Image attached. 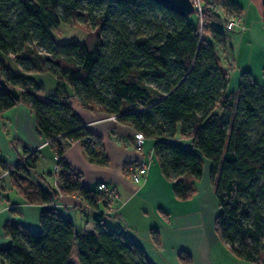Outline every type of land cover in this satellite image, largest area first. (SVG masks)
Returning <instances> with one entry per match:
<instances>
[{
	"label": "trees",
	"instance_id": "trees-1",
	"mask_svg": "<svg viewBox=\"0 0 264 264\" xmlns=\"http://www.w3.org/2000/svg\"><path fill=\"white\" fill-rule=\"evenodd\" d=\"M218 1L243 11L234 0ZM82 16L93 29L87 40L55 39L62 21ZM202 19L200 26L155 0H0V52L13 54L22 68L16 72L0 57V118L19 102L33 110L57 153L60 191L79 193L96 220L95 231L82 233L54 206L41 211L40 232L8 220L12 243L0 248V264H72L74 248L80 264H152L120 227L103 223L96 210L102 192L84 185L63 156L81 140L90 160L108 162L102 137L74 110L72 94L156 139L162 172L180 199L195 192L209 159L221 240L238 258L264 264V81L243 70L230 90L218 51L227 46L225 18L206 9ZM38 72L55 75L54 93L45 94ZM178 138L190 139L191 147ZM40 153L27 151L10 180L28 202L52 204L59 192L29 177ZM180 258L191 264L188 254Z\"/></svg>",
	"mask_w": 264,
	"mask_h": 264
},
{
	"label": "crops",
	"instance_id": "crops-1",
	"mask_svg": "<svg viewBox=\"0 0 264 264\" xmlns=\"http://www.w3.org/2000/svg\"><path fill=\"white\" fill-rule=\"evenodd\" d=\"M248 21L246 18L245 34L249 30ZM258 23L262 25L264 18ZM250 30V35H254L252 27ZM70 100L84 124L102 137L108 156L106 164L90 160L81 140L73 141L63 154L81 173L84 185L101 191L98 185L105 182L117 193L116 197H111L101 191L103 198L98 201L96 210L103 213L104 224L110 228L120 227L144 250L152 264H185L180 258L181 253L189 255L191 264H247L227 250L228 245L216 230L220 206L211 180L209 159H204L203 175L195 181V192L187 199H180L174 191L175 181L162 172L154 151L156 139L147 137L144 145L138 146L134 126L112 118L98 106L86 107L75 94ZM178 141L189 147L192 145L190 139L178 138ZM26 150L28 153L40 150V157L46 151L52 156L54 166L57 163V153L40 132L35 113L27 104L19 102L4 111L0 118V160L6 166L16 165L22 156H26ZM40 157L36 168L29 169V177L33 180L36 177L46 190L59 192L52 204L28 202L12 185L9 173H5L4 165L0 163V248H7L12 243L4 231L6 221L12 220L33 232H40L41 211L55 203L78 231H95L93 209L79 193L61 192L54 170L48 171L50 176L44 171L39 174ZM142 158L149 162V169L140 182H135L130 166ZM71 261L80 264L77 248H74Z\"/></svg>",
	"mask_w": 264,
	"mask_h": 264
},
{
	"label": "rangeland",
	"instance_id": "rangeland-1",
	"mask_svg": "<svg viewBox=\"0 0 264 264\" xmlns=\"http://www.w3.org/2000/svg\"><path fill=\"white\" fill-rule=\"evenodd\" d=\"M207 2V0H203ZM239 5L243 7V11H247L244 14L245 20L246 18L249 20L247 28L249 29L247 33L243 31L246 28V23L244 29L242 27H234L233 29H227V46L226 48L219 47L218 51L224 64L229 69L230 73V90L237 89L240 79V74L243 70H250L255 79L259 82L264 81V23L260 25L258 20L260 18L263 19L264 8L261 0H234ZM213 3L218 5V11L222 12L225 21L231 19L234 15V12L227 7L222 2L218 0H214ZM242 11V12H243ZM247 17H246V16ZM89 17L84 18L82 16V20L84 21H62L60 26L54 30L53 34L55 39L58 42L68 41L71 38H76L80 41H85L88 38V34L93 31L92 26L87 21ZM80 19V20H81ZM191 21L203 25L199 15L195 12L190 15ZM211 25V23H209ZM226 26V25H225ZM253 28L254 35H250L251 30ZM0 57L6 60V63L14 70L18 71L22 68L19 64L14 60L13 54H4L0 52ZM36 79L40 84L43 85L45 92L47 95L54 93L57 86V79L55 75L50 72H38L36 74ZM5 148V145H4ZM47 150V149H46ZM25 160V155L22 156L21 160L17 163H22ZM16 164V165H17ZM16 165H7L4 167V171L6 170V174L10 173L12 169ZM54 170V163L52 161V156L44 152V154L40 157V166L38 167L39 174H43V171L46 173V176H50L51 174L48 171ZM30 175V172H29ZM36 178V177H35ZM34 178V180H36ZM47 181L48 178H46ZM37 181V180H36ZM227 248V247H226ZM230 252V249L227 248ZM233 254V253H232ZM237 257V256H236ZM241 261L247 264H258L251 261H246L244 259H240Z\"/></svg>",
	"mask_w": 264,
	"mask_h": 264
},
{
	"label": "built area",
	"instance_id": "built-area-1",
	"mask_svg": "<svg viewBox=\"0 0 264 264\" xmlns=\"http://www.w3.org/2000/svg\"><path fill=\"white\" fill-rule=\"evenodd\" d=\"M191 1L193 2L194 7H195V12L199 15L202 23H203L202 15L206 9H210L211 11L217 12L221 16H223L222 12L218 11V5L213 3V1H209V2H204L203 0H191ZM243 13L246 14L247 11H243L242 13H234L233 17L227 20L226 29L229 30V29H233L234 27H242V29H244L245 17ZM111 117L114 119L117 118L116 115H111ZM146 139L147 137L142 131H139V130L136 131L135 140L138 146H143ZM130 169L132 171V179L135 182H140L143 176L147 173L149 169V162L144 158L139 159L132 163V165L130 166ZM58 171H59V165L58 163H56V165L54 166V172L58 173ZM98 187L101 191H106L108 196H111V197L117 196V193L115 192V190L113 188L108 187L105 182H101L98 185ZM54 207L59 211L58 204L55 203Z\"/></svg>",
	"mask_w": 264,
	"mask_h": 264
},
{
	"label": "water",
	"instance_id": "water-1",
	"mask_svg": "<svg viewBox=\"0 0 264 264\" xmlns=\"http://www.w3.org/2000/svg\"><path fill=\"white\" fill-rule=\"evenodd\" d=\"M155 1L184 16H190L195 13V7L191 0H155ZM261 2L264 7V0H261Z\"/></svg>",
	"mask_w": 264,
	"mask_h": 264
}]
</instances>
